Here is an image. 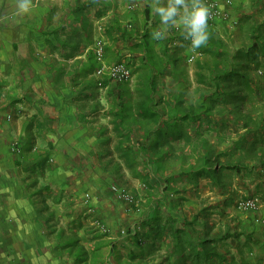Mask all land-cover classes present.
Masks as SVG:
<instances>
[{"label": "crops", "instance_id": "crops-1", "mask_svg": "<svg viewBox=\"0 0 264 264\" xmlns=\"http://www.w3.org/2000/svg\"><path fill=\"white\" fill-rule=\"evenodd\" d=\"M152 2L80 0L85 9L75 14L77 0H0V264L133 263L130 252L140 249L122 233L142 212L110 186L139 191L140 180L118 150L119 136L133 146L157 130L139 116L142 67L167 50L181 56L183 42L182 26L150 39L159 23ZM114 25L127 30L124 39L108 34ZM101 37L108 64L133 58L131 85L103 77L99 86L93 46ZM121 104L126 119L117 131Z\"/></svg>", "mask_w": 264, "mask_h": 264}, {"label": "trees", "instance_id": "trees-1", "mask_svg": "<svg viewBox=\"0 0 264 264\" xmlns=\"http://www.w3.org/2000/svg\"><path fill=\"white\" fill-rule=\"evenodd\" d=\"M79 2L80 0H77L78 8L74 11L75 14L85 9L79 7ZM240 22L247 26L239 31L243 34L241 46L231 47L225 40L216 39L211 33L208 44L202 50L203 57L197 59L193 65L197 84L208 90L203 92L195 104H190L183 110L181 93L166 99L160 95L158 87V80L162 81L172 73L168 66L175 65L179 55L174 58L167 50L161 57L151 56L149 64L142 67L144 69L141 77L146 80V86L139 88L142 98L137 105L141 111L139 116L147 125L156 126L157 130L152 132L153 134L145 135V141L137 139L133 146H124L125 142H129L130 136L120 133L118 149L125 158L127 167L142 184L138 188L139 191H131L134 202L129 204L132 211L142 212L141 221L136 227L125 229L122 233L131 236L134 245L140 249L130 252L129 259L133 261L132 264H150L158 257L162 258L161 264H264V237H255L254 231L245 229L246 231L235 234L228 230L222 237L209 238L208 235L204 237L199 235L195 238L193 233L198 223L197 217L182 223L181 218L166 210V200L169 192L173 190L171 186L173 178L160 173L166 168L165 162L172 158L174 153L171 151L174 147L172 144L190 138L183 129L184 122L200 121L203 114L210 113L213 106L220 102L225 104L235 102L239 108L242 105L254 107L256 101L260 99L259 95L264 86L263 88L259 84L255 86L253 75L256 70L264 68V20L245 15L241 17ZM115 26L109 28L108 34L113 36L116 30L121 33L120 39H124L127 30ZM73 38L78 39L79 36ZM86 41L91 43L89 37ZM78 44L71 45V50L75 51V48L79 47ZM132 59L128 62L131 68ZM101 79L98 82L99 86H104ZM245 116L248 118L244 126L247 134L239 136L227 152L222 154L227 158V162L218 163V167H213L210 158H206L202 170L197 172L198 176L206 175L214 183H218L221 172L229 169L239 176L253 175L257 180L264 181V154L259 155L264 149V146L262 147L264 109L255 117L247 113ZM115 117L118 131L126 119L122 104ZM250 136L252 141H249ZM239 151L248 154L252 160L259 158V165L242 164L241 160L230 163L232 155ZM262 190L263 186L257 184L255 193L262 194ZM139 193L142 194L140 199ZM261 199L264 203V195ZM241 236H245L243 243L240 242ZM233 247L237 249L236 254L232 253ZM223 248H227L225 253L221 251Z\"/></svg>", "mask_w": 264, "mask_h": 264}, {"label": "rangeland", "instance_id": "rangeland-1", "mask_svg": "<svg viewBox=\"0 0 264 264\" xmlns=\"http://www.w3.org/2000/svg\"><path fill=\"white\" fill-rule=\"evenodd\" d=\"M221 10L220 16L209 24V32L216 39L225 40L231 47L242 45L243 34L239 31L247 26L240 22L241 17L249 15L260 21L264 20V0H232V3L224 4ZM203 48L198 51L202 52ZM191 52L189 44L181 42V56L173 54V57H178L179 60L175 65H171L172 73L159 85L160 95L165 96L166 99L181 93L183 97L181 110L190 104H195L203 92L208 90L197 84L194 64L187 63V55ZM253 76L254 85L256 83L255 86L259 84L263 88L264 68L256 70ZM259 98L254 107L242 105L239 108L235 102L225 104L219 101L220 103L213 106L210 113L202 115L200 121L184 122L183 129L190 138L181 139V142L172 144L174 146L171 149L174 152L172 158L165 162L166 168L160 172L164 176L173 178L171 183L173 190L169 192L168 200H166V210L181 218L182 223L197 217L198 223L193 233L195 238L199 235L202 237L208 235L209 238L222 237L228 230L235 234L249 230L254 231L257 238L264 237V203L261 201L264 195L263 180H257L253 175L239 176L229 169L221 172L218 183H214L206 175L202 177L197 175V172L202 170L206 158H210L213 167H218V163L227 162V158L222 154L227 152L239 136L247 134L244 126L248 118L245 114L255 117L261 109H264V90ZM249 141H252L251 136ZM261 154H264V149L259 152V155ZM239 160L242 164L250 165L259 162V158L252 160L248 154L239 151L232 155L230 163ZM140 169L143 170V168ZM136 179L139 180L137 177ZM257 184L263 186L262 194L255 193ZM141 186L142 184L139 183V187ZM110 191L120 202L129 206V203L121 200L119 196L122 193L132 195L131 190L115 183L110 186ZM139 195L138 199L142 194L139 193ZM86 196L89 197V194ZM252 197L260 199L262 208L259 210L238 209V201ZM244 239L245 236H241L240 242L243 243ZM226 249L223 248L221 251L225 253ZM231 250L232 253H237L236 248L233 247Z\"/></svg>", "mask_w": 264, "mask_h": 264}, {"label": "clouds", "instance_id": "clouds-1", "mask_svg": "<svg viewBox=\"0 0 264 264\" xmlns=\"http://www.w3.org/2000/svg\"><path fill=\"white\" fill-rule=\"evenodd\" d=\"M219 7L222 9V5ZM151 9V14L159 18L149 33L151 40L163 41L172 29L182 26L184 39L194 54L208 44L213 13L206 0H153Z\"/></svg>", "mask_w": 264, "mask_h": 264}, {"label": "built area", "instance_id": "built-area-1", "mask_svg": "<svg viewBox=\"0 0 264 264\" xmlns=\"http://www.w3.org/2000/svg\"><path fill=\"white\" fill-rule=\"evenodd\" d=\"M227 3H231L232 0H225ZM206 3L210 6L212 10V17L209 20V24L213 23L218 16L222 13L219 0H206ZM100 30H104V26L100 25ZM181 39L184 42H187L184 39L183 33L181 34ZM106 45L107 40L105 38H99L95 41L93 46V51L95 58L97 62L99 63L98 69L95 71V76L100 78L106 77L108 80L114 83H125V84H131L134 82V73L133 69L128 65L127 58H125L122 61L108 64L106 62ZM203 57V53L200 51H197L195 54L193 52L189 53L187 55V63L188 64H194L197 59ZM101 85V84H100ZM12 150L15 153L20 152V147L17 142H15L12 145ZM116 190V189H115ZM119 198L121 200L126 201L127 203L131 204L134 202V198L130 194L122 193L120 194ZM237 207L239 210H259L262 208V202L258 197H252L245 200H241L237 202Z\"/></svg>", "mask_w": 264, "mask_h": 264}]
</instances>
